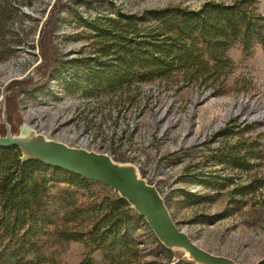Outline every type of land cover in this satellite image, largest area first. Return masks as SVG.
<instances>
[{"label":"rangeland","instance_id":"1","mask_svg":"<svg viewBox=\"0 0 264 264\" xmlns=\"http://www.w3.org/2000/svg\"><path fill=\"white\" fill-rule=\"evenodd\" d=\"M53 1L0 0V125H7L12 136L46 148L109 150L113 164L138 168L152 178L154 202L196 245L227 263L257 264L264 257L261 46L256 45L250 56L242 54L238 43L228 49L232 69L217 94L209 86L159 79L97 95H88L82 88L71 92L56 74L45 78L39 52L40 33ZM78 1L62 0L65 5L53 24L50 40L55 63L96 53L94 32L75 11L85 19L135 13L145 27L150 24L148 10L168 4L197 8L206 0H83L89 1L87 5ZM257 7L264 14V0H257ZM12 81L18 83L9 89ZM27 85L32 89L19 91L17 98L21 122L8 121L5 110L4 120L5 96ZM82 136L84 146L79 141ZM95 189L111 197L116 194L102 185ZM140 226L137 242L144 243L136 245L141 251L134 257L135 264H205L147 221ZM152 237L163 241V249ZM67 246L68 242L49 249L38 263L61 264ZM92 259L91 264L96 262ZM117 259L115 255L114 261L101 264H115ZM0 264L28 263L5 258Z\"/></svg>","mask_w":264,"mask_h":264},{"label":"trees","instance_id":"2","mask_svg":"<svg viewBox=\"0 0 264 264\" xmlns=\"http://www.w3.org/2000/svg\"><path fill=\"white\" fill-rule=\"evenodd\" d=\"M64 5L62 0L51 4L40 33L39 52L45 78L56 74L71 92L82 88L88 95H97L159 79L209 86L217 94L232 69L227 53L231 46L238 43L244 56L252 55L256 45L264 52V14L257 0H206L197 8L168 4L148 10L150 24L145 27L135 13L85 19L75 11L79 21L94 32L96 53L59 64L51 56L50 36ZM17 83L12 81L9 89ZM30 87H16L5 96L8 121L21 122L18 92H28ZM5 133L0 125V136ZM96 185L116 193L115 197L96 190ZM144 220L134 203L105 183L46 163L25 148L0 145V259L39 264V257L49 249L79 241L87 249L81 264H91L94 250L102 251L105 261H114L116 255L120 259L115 264L136 263L134 257L141 251L136 245L144 243L137 242V232ZM151 240L163 249V241ZM125 252L131 257H125Z\"/></svg>","mask_w":264,"mask_h":264},{"label":"water","instance_id":"3","mask_svg":"<svg viewBox=\"0 0 264 264\" xmlns=\"http://www.w3.org/2000/svg\"><path fill=\"white\" fill-rule=\"evenodd\" d=\"M5 128L6 133L0 136V145L13 144L25 148L37 154L46 163L60 165L88 178L105 183L134 203L139 214L164 234L169 241L183 247L197 260L205 264H235L227 263L220 257L200 248L178 229L154 202L153 197L157 199L155 188L136 178L131 168L119 167L113 164L105 155L86 152L82 149L61 151L42 147L23 138L12 136L9 127L5 125ZM257 264H264V257Z\"/></svg>","mask_w":264,"mask_h":264},{"label":"crops","instance_id":"4","mask_svg":"<svg viewBox=\"0 0 264 264\" xmlns=\"http://www.w3.org/2000/svg\"><path fill=\"white\" fill-rule=\"evenodd\" d=\"M86 250H87L86 246L82 242L79 241L68 242V246L64 249V253L62 252V254L60 255L61 264H81L84 258V254L86 253ZM90 258H93L92 260L96 261L93 264L103 263L100 250H94L90 254ZM126 264H135V263H126Z\"/></svg>","mask_w":264,"mask_h":264},{"label":"built area","instance_id":"5","mask_svg":"<svg viewBox=\"0 0 264 264\" xmlns=\"http://www.w3.org/2000/svg\"><path fill=\"white\" fill-rule=\"evenodd\" d=\"M1 98H2V96H0V100H1ZM79 139H80L79 140L80 141V144L82 146H84L85 145V142H86L85 141L86 138L82 136ZM119 141H120V139H119ZM82 149H84V148H82ZM92 153L100 154V155H105L112 163H114L113 162V158H112L113 157V154L109 150L106 151L104 149H100V150L95 151V152H92ZM123 156H124V154H123ZM131 169H132L133 173L135 174L136 178H138V179L142 180L144 183H146V184L151 185V186L154 187V182L151 180L152 178L150 176L144 175L143 173L140 174V171L138 170V168H137V171H135L134 168H132V167H131ZM152 175H153V173H152Z\"/></svg>","mask_w":264,"mask_h":264},{"label":"bare ground","instance_id":"6","mask_svg":"<svg viewBox=\"0 0 264 264\" xmlns=\"http://www.w3.org/2000/svg\"><path fill=\"white\" fill-rule=\"evenodd\" d=\"M192 188H193V189H198V190L200 189V188L197 187V186H192Z\"/></svg>","mask_w":264,"mask_h":264}]
</instances>
